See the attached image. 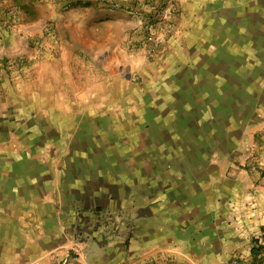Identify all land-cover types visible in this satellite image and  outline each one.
Returning <instances> with one entry per match:
<instances>
[{"label": "crops", "instance_id": "0c3cea01", "mask_svg": "<svg viewBox=\"0 0 264 264\" xmlns=\"http://www.w3.org/2000/svg\"><path fill=\"white\" fill-rule=\"evenodd\" d=\"M171 1V35L147 58L139 37L122 44L127 17L105 4L131 0H0L2 259L250 264L264 244L263 189L217 147L234 0ZM111 211L123 234L75 260L76 212Z\"/></svg>", "mask_w": 264, "mask_h": 264}, {"label": "rangeland", "instance_id": "374dc122", "mask_svg": "<svg viewBox=\"0 0 264 264\" xmlns=\"http://www.w3.org/2000/svg\"><path fill=\"white\" fill-rule=\"evenodd\" d=\"M105 4L110 6L111 10L120 11L127 17L125 25L130 28L122 33V44L131 43V38L139 37L135 43L148 47L147 58L154 57L159 47L171 35L174 18L178 14L171 0H131L127 5L117 2ZM71 6L63 5L61 12H67ZM229 9L233 11L231 23H237L233 28L237 29V33L232 34V47L226 50L227 57L233 64L234 81L226 83V88L222 86L223 90L217 97L216 121L225 123L228 127L227 131L217 130V147L218 149L231 147L229 152L232 154L231 162L235 168L241 170L252 185L263 189L261 190L263 199L259 203L264 208V0H234ZM15 12L16 9H11L5 16L9 20L13 19ZM0 23L3 24L1 19ZM149 24L150 31L146 27ZM43 32L49 34L50 28L44 27ZM154 38L158 39V45L153 44ZM121 73L126 74L124 69ZM192 92L196 93L194 88ZM11 230L16 231L15 228ZM1 233L0 231V237ZM65 235V240L73 245L70 249L73 258L79 260L87 243H82L83 239L74 240L69 231ZM257 241L254 248L261 247V251L257 257L251 256L250 264H264V244ZM12 246H17V242ZM16 261L18 258L0 257V264H17ZM50 264L64 263L63 260L58 263L53 260Z\"/></svg>", "mask_w": 264, "mask_h": 264}, {"label": "built area", "instance_id": "2783aa9c", "mask_svg": "<svg viewBox=\"0 0 264 264\" xmlns=\"http://www.w3.org/2000/svg\"><path fill=\"white\" fill-rule=\"evenodd\" d=\"M150 26V24L146 26L149 31L151 29ZM152 42H154V45L159 43L157 38H154ZM75 219L69 232H71L74 240L82 241L83 239L82 243L88 244L99 239L104 241L109 235L112 236V233H116L119 236L125 231L124 218L113 211L96 214L91 221L84 215L76 213Z\"/></svg>", "mask_w": 264, "mask_h": 264}, {"label": "trees", "instance_id": "16d2710c", "mask_svg": "<svg viewBox=\"0 0 264 264\" xmlns=\"http://www.w3.org/2000/svg\"><path fill=\"white\" fill-rule=\"evenodd\" d=\"M260 251H261V247H253L251 250H250V255L252 256V257H257L258 255H259V253H260Z\"/></svg>", "mask_w": 264, "mask_h": 264}]
</instances>
